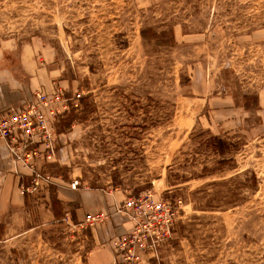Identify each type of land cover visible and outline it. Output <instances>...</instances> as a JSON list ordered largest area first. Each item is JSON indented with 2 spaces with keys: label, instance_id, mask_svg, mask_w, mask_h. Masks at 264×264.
Segmentation results:
<instances>
[{
  "label": "rangeland",
  "instance_id": "obj_1",
  "mask_svg": "<svg viewBox=\"0 0 264 264\" xmlns=\"http://www.w3.org/2000/svg\"><path fill=\"white\" fill-rule=\"evenodd\" d=\"M10 43L49 64L67 108L0 264H89L100 245L58 185L171 208L169 233L144 219L119 264H264V0H0Z\"/></svg>",
  "mask_w": 264,
  "mask_h": 264
},
{
  "label": "crops",
  "instance_id": "obj_2",
  "mask_svg": "<svg viewBox=\"0 0 264 264\" xmlns=\"http://www.w3.org/2000/svg\"><path fill=\"white\" fill-rule=\"evenodd\" d=\"M37 53L32 45L0 44V112L19 106L35 90L50 92L56 88V82L47 70L49 64L40 61L41 56ZM44 163L39 160L38 169ZM31 175L32 169L17 163L11 157L6 141L0 138V242L18 236L20 232L12 230L23 226L21 221L28 219L26 217L32 202L28 199L29 194L24 185L31 179ZM56 196L63 205L75 210L81 227L86 226L85 218L88 214L104 215L100 224L89 228L100 246H94L88 263L116 264L121 261L112 241L133 227V221L118 210L127 196L119 199L114 192L72 190L61 185L56 189ZM46 199L42 204L45 205L42 212L48 219L51 216L54 218L53 208Z\"/></svg>",
  "mask_w": 264,
  "mask_h": 264
},
{
  "label": "built area",
  "instance_id": "obj_3",
  "mask_svg": "<svg viewBox=\"0 0 264 264\" xmlns=\"http://www.w3.org/2000/svg\"><path fill=\"white\" fill-rule=\"evenodd\" d=\"M67 102L60 89L53 91L37 90L26 97L19 106L9 107L0 112V138L6 141L11 157L32 169V185L26 187L31 193L37 189L41 177L37 167L39 160H51L55 157L56 122L66 112ZM44 180H48L43 177ZM49 181V180H48ZM79 180L72 183L77 189ZM118 210L133 221V227L114 239L113 247L124 263L131 258L132 245L140 241L141 224L144 219L156 220L165 226L169 233V223L174 217L171 208L149 193L136 196L128 195ZM104 220L103 214H88L85 228H91ZM159 236L158 231L156 232ZM132 235L131 239H127Z\"/></svg>",
  "mask_w": 264,
  "mask_h": 264
},
{
  "label": "trees",
  "instance_id": "obj_4",
  "mask_svg": "<svg viewBox=\"0 0 264 264\" xmlns=\"http://www.w3.org/2000/svg\"><path fill=\"white\" fill-rule=\"evenodd\" d=\"M141 34H142V36L145 38V39H147V38H149V39H154V37H148L147 35H146V32L144 31V30H142L141 31ZM216 142L218 143V146L222 149V146L223 145H225L226 147H229L228 146V144L226 143V142H224V141H222L221 139H219V138H216Z\"/></svg>",
  "mask_w": 264,
  "mask_h": 264
}]
</instances>
